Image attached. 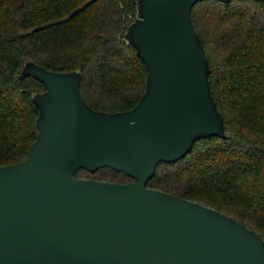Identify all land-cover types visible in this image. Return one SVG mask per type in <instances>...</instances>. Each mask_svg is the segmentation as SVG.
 Listing matches in <instances>:
<instances>
[{
	"label": "water",
	"instance_id": "obj_1",
	"mask_svg": "<svg viewBox=\"0 0 264 264\" xmlns=\"http://www.w3.org/2000/svg\"><path fill=\"white\" fill-rule=\"evenodd\" d=\"M201 0H139L127 39L148 69L133 108H93L80 71L28 61L38 135L0 165V264H264L262 235L212 206L150 187L160 162L226 135L192 11ZM230 1V0H222ZM110 167L134 178L78 176Z\"/></svg>",
	"mask_w": 264,
	"mask_h": 264
},
{
	"label": "trees",
	"instance_id": "obj_2",
	"mask_svg": "<svg viewBox=\"0 0 264 264\" xmlns=\"http://www.w3.org/2000/svg\"><path fill=\"white\" fill-rule=\"evenodd\" d=\"M138 6L139 0H0V165L26 159L37 139L34 95L47 87L21 78L28 61L80 71L82 95L97 110L137 105L148 69L127 30ZM192 18L226 135L201 138L183 159L160 162L148 185L217 208L264 239V0H201ZM106 168L113 171L107 181L134 179L100 169ZM81 171L93 177L98 170Z\"/></svg>",
	"mask_w": 264,
	"mask_h": 264
},
{
	"label": "rangeland",
	"instance_id": "obj_3",
	"mask_svg": "<svg viewBox=\"0 0 264 264\" xmlns=\"http://www.w3.org/2000/svg\"><path fill=\"white\" fill-rule=\"evenodd\" d=\"M113 171L109 168H106V169H100L98 170L95 175L93 177L90 176V173L86 172V171H81L79 173V176H82V177H88V178H93V179H99L101 180L102 177H104V180H106L105 178H108L110 176L113 175L112 173Z\"/></svg>",
	"mask_w": 264,
	"mask_h": 264
}]
</instances>
